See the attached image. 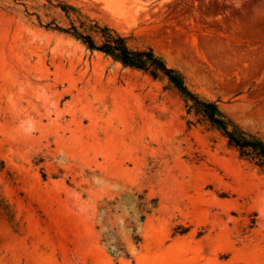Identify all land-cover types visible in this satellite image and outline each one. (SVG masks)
I'll list each match as a JSON object with an SVG mask.
<instances>
[{
  "label": "rangeland",
  "instance_id": "rangeland-1",
  "mask_svg": "<svg viewBox=\"0 0 264 264\" xmlns=\"http://www.w3.org/2000/svg\"><path fill=\"white\" fill-rule=\"evenodd\" d=\"M52 1L264 140V0ZM47 3L0 0V264H264V172L167 80L40 26L67 23Z\"/></svg>",
  "mask_w": 264,
  "mask_h": 264
},
{
  "label": "trees",
  "instance_id": "trees-1",
  "mask_svg": "<svg viewBox=\"0 0 264 264\" xmlns=\"http://www.w3.org/2000/svg\"><path fill=\"white\" fill-rule=\"evenodd\" d=\"M43 8L49 11L60 8L58 14L67 23L63 25L61 20L59 21L51 13H46V16H49L51 20L44 23L41 16L37 14L40 26L70 36L83 44L87 50L103 53L123 67L143 71L155 79L167 80L183 98L188 114H193L199 122L218 130L241 157L250 160L264 172V140L227 116L220 110L216 102L202 99L193 92L187 85L184 75L178 69L170 66L152 47H132L126 36L108 25L92 19L71 4H55L52 0H48ZM151 202L155 203L154 200ZM139 208L141 209V219L144 220L145 214L151 210L143 195H140ZM116 238L111 241L112 237H105V240L110 242L108 245L112 253L128 255L126 246L119 237ZM134 239L136 242L141 240L139 235H135Z\"/></svg>",
  "mask_w": 264,
  "mask_h": 264
}]
</instances>
